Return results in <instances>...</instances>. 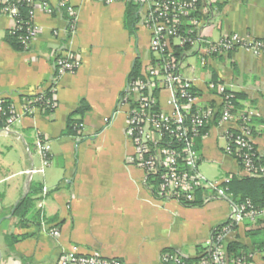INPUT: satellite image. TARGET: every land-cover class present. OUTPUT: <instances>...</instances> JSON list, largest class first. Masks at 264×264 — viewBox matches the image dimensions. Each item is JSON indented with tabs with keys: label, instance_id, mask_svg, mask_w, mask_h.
<instances>
[{
	"label": "crops",
	"instance_id": "0c3cea01",
	"mask_svg": "<svg viewBox=\"0 0 264 264\" xmlns=\"http://www.w3.org/2000/svg\"><path fill=\"white\" fill-rule=\"evenodd\" d=\"M35 1L41 32L29 50L9 45L6 36L14 22L0 16V98L22 114L26 99L54 88L56 108L23 115L13 133L0 138L1 263L58 264L62 253L74 245L83 253L123 264H165V253L195 258L198 247L211 241L214 229L229 221L232 209L222 199L187 207L155 195L145 171L132 160L134 147L127 137L130 105L124 95L137 62L145 70L155 57L152 34L144 22L146 7L139 3L137 32L132 35L125 22L130 0H69L77 23L75 32L67 35L60 0ZM197 16L201 23L196 30L208 41L231 34L264 40V0H202ZM69 54L80 59L81 67L58 77L56 59ZM189 57L197 59L184 66L191 74L187 77L196 79L201 104H220L207 88L209 80L232 86L242 96L240 112L255 114V145L264 156V56L237 48L210 58L204 66L194 46L183 63ZM160 98L165 103L169 93L161 92ZM82 101L90 111L72 119L81 120L84 128L78 136L66 135L69 119ZM38 135L50 141L52 161L43 175L31 176L27 172L40 166ZM227 143L223 127L218 122L209 125L199 148V171L208 182L246 176L240 163L225 152ZM32 182L47 188V195L42 190L36 202L41 215L52 220L44 224L46 230L15 226L14 209L30 193ZM24 233L31 236L10 252L6 236ZM240 235L244 244H250L243 227ZM257 262L264 263L259 257Z\"/></svg>",
	"mask_w": 264,
	"mask_h": 264
},
{
	"label": "built area",
	"instance_id": "2783aa9c",
	"mask_svg": "<svg viewBox=\"0 0 264 264\" xmlns=\"http://www.w3.org/2000/svg\"><path fill=\"white\" fill-rule=\"evenodd\" d=\"M114 1V0H106ZM127 1V0H121ZM146 7L145 24L151 31V50L161 60L157 66L150 65L143 70L142 77L128 86L135 96L137 106L130 108L128 113L127 137L134 147L133 162L146 173H158L160 184L158 194L161 197L189 202L194 199V193L199 188L208 191L209 196L205 203L222 199L227 201L232 209L231 217L223 229L211 237L208 243L214 245L210 259H202L199 264H241L242 259L227 262L225 258V243L235 238L236 228H244L247 223H256L264 217V208H256L251 201L242 204L232 202L221 182H208L198 170L199 153L195 149V139L215 117L218 110L201 104L200 97L194 89L197 88L196 79L185 74L186 67L183 61H175L174 48L184 47L186 44L196 46L200 63L206 65L208 60L242 48L256 56H264V40L244 39L237 34L224 36L218 41L211 42L197 33L195 37H186L181 34L180 26L184 19L192 26L189 35L200 26V19L196 17L199 0H135ZM4 4L0 16H7L14 22L12 32L24 30L20 41L25 50H29L39 36L41 29L36 24V9L38 3L28 0L31 5L29 21L24 27L19 14L18 6L13 0H1ZM62 6L67 7L70 20L67 22V35L76 30L77 15L69 0H60ZM46 7L47 5L44 4ZM47 12L52 13L48 9ZM81 67V61L74 55H65L56 59L55 70L58 77L67 73H74ZM188 71L195 72L194 67ZM210 92L223 104L218 125L223 127L224 136L228 140L225 152L239 159L246 176H260L264 178V167L255 163L256 149L254 138V117L252 111L237 112L235 106L236 93L232 86L222 82L207 84ZM168 92L169 98L164 103L160 98L161 92ZM52 97L42 93L24 101L23 113L6 99L0 98V138L14 132L21 122L23 115L41 110L44 113L52 112L56 108L54 88L50 90ZM234 127V128H233ZM84 124L80 125V129ZM181 143V150L176 147ZM35 148L40 158V166L33 168L29 175H43L52 161L50 141L40 135L35 141ZM188 168L189 171H185ZM44 197L47 188L43 189ZM44 230L46 226L44 225ZM58 238L59 233H51ZM259 255L254 256V263L258 264ZM164 263L184 264L179 255L165 253ZM58 264H123L116 258H105L97 253H83L80 247L72 246L64 251ZM264 264V263H262Z\"/></svg>",
	"mask_w": 264,
	"mask_h": 264
},
{
	"label": "trees",
	"instance_id": "16d2710c",
	"mask_svg": "<svg viewBox=\"0 0 264 264\" xmlns=\"http://www.w3.org/2000/svg\"><path fill=\"white\" fill-rule=\"evenodd\" d=\"M16 2L19 10V14L21 16V19L23 21L24 27L26 26V23L29 21V13L31 11V5L29 4L28 0H13ZM35 1V0H34ZM202 0H199V6ZM4 4H2L0 0V10L3 8ZM198 6V9H199ZM140 4L137 3L135 0H130L127 3V9H126V27L129 30L130 34L135 35L137 32V23L139 21V15L138 12L140 10ZM59 11L62 12L64 18L67 20V22L70 20V17L68 15L67 7L60 5ZM197 16V13L195 15ZM180 31L183 36L195 37L198 33L197 30H194V33L189 35V31L192 30V26L188 24V20L184 19L181 23ZM69 26V25H68ZM25 32H12L6 36V41L9 43V45L18 51H26L24 49V46L22 45L20 41V36L23 35ZM193 46L190 44H186L184 47H175L174 54L172 55L174 57L175 61H181L185 58V55L190 53L193 50ZM161 63V60H159L156 56L154 57L151 65L157 66ZM143 68L142 66L137 62L134 70L132 71L130 75V83L131 86L133 82L138 81L142 77ZM210 82H216L215 79L209 80ZM207 83V84H208ZM194 92H196L197 96L199 97L201 95V92L196 88L194 89ZM214 94L213 92H211ZM48 97H52V93L48 91L46 93ZM124 97L127 99L130 108L136 107L138 104L135 100L134 94H132L130 91H127V93L124 95ZM242 96L240 94L236 93V99H235V106L237 109V112H240V108H238L237 105H239V101L241 100ZM218 110L215 117L207 124V126L202 130L201 134L195 139V149L199 153V148L201 147V142L203 138L208 133V127L212 123H217L218 120L221 117V110L223 109V104H217L213 106ZM90 111V106L85 101H82L76 112L70 117L68 122V127L65 132L66 135L71 136H78V132L80 130V125L82 124L81 120L76 121L73 120V116L79 115L84 117L88 112ZM54 112V111H52ZM51 113V112H50ZM2 124L0 123V127ZM181 143H176V147H178L181 150ZM256 149V159L255 163L258 165V167H264V156H260ZM200 156V155H199ZM241 165L242 169V163L239 159L234 157ZM199 163H200V157L198 159V170H199ZM185 171H189L188 168H184ZM225 180H228L229 183L224 184L223 186L226 189V193L229 195L232 202L236 204H242L246 201H251L252 204L256 208H264V178L260 176H238L234 175L232 177H228ZM148 186L152 187L155 195L158 192L160 180H159V174L158 173H151L148 175L147 179ZM42 186L39 183L32 182L31 183V190L30 193L22 198L19 203L16 206L14 218L16 219V228L20 230H42L44 229V224H49L52 222V220L46 219L41 215L40 210L36 209V202L38 201L39 195L42 193ZM159 193V192H158ZM209 193L204 188H199L194 193V199L189 202H183L187 207H201L205 204L206 199L208 198ZM226 224L218 226L214 229L212 237H216V233L219 232L221 229L224 228ZM46 226V225H45ZM47 228V227H46ZM246 229V230H245ZM236 235L234 239H231L230 241L225 243V258L226 261L232 262L237 261L239 259H242L241 264H253L254 263V256L259 255L262 257V260L264 262V217L257 220L256 223H247L244 227V234L245 237L249 239L250 244H244L241 241V235H240V228H236ZM30 233H24L20 235L10 234L7 235L5 238V243L7 249L14 253L16 250V245L21 242L22 240H25L26 238L30 237ZM214 245L210 247V245H204L199 249V254L195 258H182L184 264H199L202 259H210L211 253L214 251ZM166 264V263H165ZM172 264V263H167Z\"/></svg>",
	"mask_w": 264,
	"mask_h": 264
},
{
	"label": "rangeland",
	"instance_id": "374dc122",
	"mask_svg": "<svg viewBox=\"0 0 264 264\" xmlns=\"http://www.w3.org/2000/svg\"><path fill=\"white\" fill-rule=\"evenodd\" d=\"M196 61H197V59H194V58L189 57V58H186L184 64L187 65V64H190V63H195ZM186 73H187V74H186ZM185 74H186V75H189V76L191 75V74H189V73L186 72V71H185Z\"/></svg>",
	"mask_w": 264,
	"mask_h": 264
},
{
	"label": "water",
	"instance_id": "95a60500",
	"mask_svg": "<svg viewBox=\"0 0 264 264\" xmlns=\"http://www.w3.org/2000/svg\"><path fill=\"white\" fill-rule=\"evenodd\" d=\"M14 210H15V209H14ZM13 213H14V211H13ZM1 261H2V254H1V252H0V264H2Z\"/></svg>",
	"mask_w": 264,
	"mask_h": 264
}]
</instances>
